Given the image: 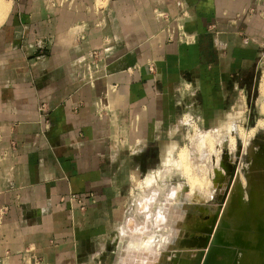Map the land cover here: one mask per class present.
Returning a JSON list of instances; mask_svg holds the SVG:
<instances>
[{"label":"crops","instance_id":"obj_1","mask_svg":"<svg viewBox=\"0 0 264 264\" xmlns=\"http://www.w3.org/2000/svg\"><path fill=\"white\" fill-rule=\"evenodd\" d=\"M18 1L0 29V262L28 264L35 254V264H85L80 256L98 251L89 242L114 227L121 128L144 110L156 116L189 62L238 87L264 35V0H109L101 11L85 3L52 12ZM155 8L181 20L193 42L160 33ZM90 62L99 67L91 81ZM109 86L114 112L101 118L96 105Z\"/></svg>","mask_w":264,"mask_h":264},{"label":"rangeland","instance_id":"obj_2","mask_svg":"<svg viewBox=\"0 0 264 264\" xmlns=\"http://www.w3.org/2000/svg\"><path fill=\"white\" fill-rule=\"evenodd\" d=\"M5 1L11 4V8L7 18L0 25V29L4 26L5 23L11 21V17L18 7L19 2L18 0ZM38 1L41 3L40 6L42 8H46L45 10H47L48 12H52V10L58 6L70 10H81L82 8H84L85 3L88 5H90L91 3L90 7H92L91 9H94V11L95 9L96 11H101L105 9L109 0ZM37 4L38 3L36 2L35 6ZM153 15L157 23L160 24V33L164 35L169 34V39L171 41L173 40L182 42V44L188 45L193 42L191 41V37L194 39V34H190L185 29L181 31L180 26H184V23H182L181 20L177 19L172 21L173 19L171 17H169L168 19L165 11L159 8L154 9ZM182 17L189 18L190 15L188 14ZM167 23L168 25L166 26ZM171 23H173L175 26H172ZM242 37H244V35H242ZM257 39L258 40H255L256 42L253 43L255 45L254 53H256V58L252 65L253 70L251 72H244V74L240 75V85H238V87L234 88L232 80L228 79H222V83H220V79H218L215 74L207 71V67L204 72H202V69L197 68V74V70L194 69L195 66L191 62H189V68L186 69L184 78L179 81V85L177 87H174L170 90L168 96L163 101L164 104H162L161 110L157 111L156 116L154 112H147L146 110H144L141 114H137V116L135 117V121L129 120V122L125 124L124 128H121L123 132H120L121 134L118 135V138L119 144H121L123 147L121 154L124 158L122 162L124 163L125 167V182L123 189H121L118 194L119 197L117 205L115 207L117 211L116 215L113 216L112 221L114 229H110L102 239L98 241L95 240V243L93 242L90 244L89 242L88 247H90V249L93 251H98L97 253L91 255L80 256V259H82L83 263L106 264L103 260V255L104 259L108 261V258L110 257V254L114 249L118 248V251L129 250L128 248H122L121 244H125L129 241V237L127 239L123 236V234L126 231L128 234L134 232L139 222L138 219L143 218L146 215V212L143 211L144 206L142 203H144L147 199L146 196L148 194V188H151L156 180L160 178L158 177V175H160L159 173H162L166 169L168 151L172 146H176L179 148L187 147L188 149L193 150V142L199 131H212L216 135L215 138L217 141V145L213 148V150L210 151L211 153H209V155L211 154V160L209 159V165L207 164V166L205 167L208 174L214 173L216 175L217 173H221L222 175L223 173V175H226V168L229 165H227V163L232 164L231 162H233L232 166H234V163L238 161V156H240V159L237 163L238 165L236 169L234 167L235 174L238 173L239 170L243 171L244 169H246L247 164H250L249 157L246 156V158H244L245 143L242 141V136L243 134H248L247 136H253L258 133L260 129L256 127L257 123L259 120H262L264 118V115L260 112L258 104L260 82L264 73V35L261 38ZM193 51L194 50H192V48L190 47L188 51L189 60L192 59ZM90 63L91 65H88L90 67H87V80L89 81L93 80L92 77L90 78V73L92 74L91 76L95 77L93 72L95 70H99V67H92L97 63ZM148 68L152 73L157 72V76H160L159 71L155 69V65L151 64V61L148 62ZM196 75H198L199 77H196ZM116 88V86H109L108 89L99 98V102L97 103L95 110L96 114L99 117L107 118L110 117L114 112V110L112 109L113 103H110V97H112L111 95L115 93V91L117 90ZM163 96L164 94H162V96L159 95L157 97H154V103H159ZM148 97L149 96H147V99ZM148 115H151V117H149V120L152 119L149 125L147 121H144L145 118H148ZM162 123H164V125H162ZM237 128L240 129L238 130ZM240 132H242L243 134ZM4 133H6V131H0V137L4 135ZM239 134H241V136ZM231 138H233L235 141L234 147H236V149L232 147L231 150V148L229 147V140ZM223 140L227 141L225 145L228 148V153H226L222 158L221 152L223 151L221 148H218V145L220 141ZM109 145L116 146L114 142H109ZM238 146L241 147V154H234L233 151L236 150L237 152V149H239ZM217 149L219 151V154L217 153ZM193 151H195V149ZM194 154L197 155V152H194ZM231 157L233 159H231ZM222 161L226 162L225 166L222 165ZM136 170L138 172L133 173ZM234 177L235 175L232 178L233 180L231 179V184L235 180ZM174 185L175 187L178 186V184ZM204 189H206V187H204ZM200 196V207H206V204H210V200L212 199L210 198V196L208 202V197L206 195L203 196L202 194H200ZM134 208L137 212L133 211ZM219 214H221V216H219L218 218L217 215L216 221H214L216 223L217 220L222 217L223 212H220ZM260 225L263 228L264 220L261 221ZM262 230L264 231V229ZM262 230L261 233H257V235H259L260 237V240L261 238L264 239V236H262L264 235V232ZM210 240L212 241V239ZM210 240L205 245L208 250L206 248L204 250H210V247L212 245ZM32 246H34V244ZM239 248L241 247L238 246L237 254L234 257L235 260L237 259L236 261H239L240 259L238 258V256H242L241 251L243 249L241 250ZM176 250L179 251V248ZM135 252H138V249H135ZM134 256L137 255L134 254ZM4 257H6V254H4L2 258ZM28 257V264H35V261L37 263L40 261L37 260L39 258H37L38 256L35 254H30ZM124 257L126 262L125 264H129V262L127 261L129 260L128 255H124ZM10 259L14 261L20 260V256L14 255L11 256ZM0 264H2V262H0Z\"/></svg>","mask_w":264,"mask_h":264},{"label":"bare ground","instance_id":"obj_3","mask_svg":"<svg viewBox=\"0 0 264 264\" xmlns=\"http://www.w3.org/2000/svg\"><path fill=\"white\" fill-rule=\"evenodd\" d=\"M10 8L9 2L0 0V25ZM258 97L259 109L264 115V73ZM256 127L260 130L253 136L240 132L245 143L244 158L248 156L250 164L243 171L239 170L237 176L235 174L232 184L233 162L227 163L230 166L226 168V175L208 174L205 169L209 165V153L217 145L212 131H199L193 142L195 151L172 146L166 169L148 188L147 199L142 203L146 215L138 219L134 232L123 234L129 241L121 244L122 248L129 250L114 249L108 258L109 264H125L124 255H128L129 264H264V239L260 240L257 235L264 229L260 225L264 220V118ZM229 143L231 150L236 149L233 138ZM218 146L223 158L228 153L225 141H220ZM233 153H237L236 150ZM222 165L226 162L222 161ZM200 194L208 197L207 202L209 196L212 198L206 207L199 206ZM220 212L223 215L216 223ZM209 240L212 245L207 251L205 245ZM238 246L243 250L236 261Z\"/></svg>","mask_w":264,"mask_h":264},{"label":"flooded vegetation","instance_id":"obj_4","mask_svg":"<svg viewBox=\"0 0 264 264\" xmlns=\"http://www.w3.org/2000/svg\"><path fill=\"white\" fill-rule=\"evenodd\" d=\"M259 138V139H258ZM257 139H258V142H260V137H258ZM225 141V144H226V140H224ZM236 154H241V147L239 148V149H237V153ZM239 159H240V156H238V161H239ZM238 161L237 162H235L234 163V166H232V168H231V175L233 174V176L235 175V170H234V167H235V169H236V167H237V163H238ZM234 171V172H233ZM233 172V173H232ZM218 218H219V213H218Z\"/></svg>","mask_w":264,"mask_h":264}]
</instances>
